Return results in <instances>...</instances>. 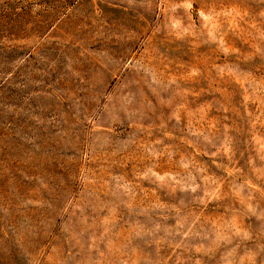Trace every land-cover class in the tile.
I'll use <instances>...</instances> for the list:
<instances>
[{
  "label": "rangeland",
  "instance_id": "obj_1",
  "mask_svg": "<svg viewBox=\"0 0 264 264\" xmlns=\"http://www.w3.org/2000/svg\"><path fill=\"white\" fill-rule=\"evenodd\" d=\"M0 264H264V0H0Z\"/></svg>",
  "mask_w": 264,
  "mask_h": 264
}]
</instances>
